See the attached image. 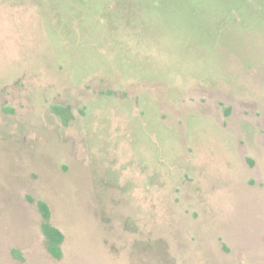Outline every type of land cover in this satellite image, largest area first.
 <instances>
[{
    "label": "rangeland",
    "instance_id": "1",
    "mask_svg": "<svg viewBox=\"0 0 264 264\" xmlns=\"http://www.w3.org/2000/svg\"><path fill=\"white\" fill-rule=\"evenodd\" d=\"M0 264H264V0H0Z\"/></svg>",
    "mask_w": 264,
    "mask_h": 264
},
{
    "label": "trees",
    "instance_id": "2",
    "mask_svg": "<svg viewBox=\"0 0 264 264\" xmlns=\"http://www.w3.org/2000/svg\"><path fill=\"white\" fill-rule=\"evenodd\" d=\"M32 201V198H28ZM36 207L41 217V232L44 237L45 248L48 253L55 259H59L62 256V243L64 240V235L54 225L50 223V209L42 200L36 201Z\"/></svg>",
    "mask_w": 264,
    "mask_h": 264
},
{
    "label": "flooded vegetation",
    "instance_id": "3",
    "mask_svg": "<svg viewBox=\"0 0 264 264\" xmlns=\"http://www.w3.org/2000/svg\"><path fill=\"white\" fill-rule=\"evenodd\" d=\"M249 164H253V161H251L250 159H248ZM46 203V202H45ZM48 205V204H47ZM49 207V206H48ZM51 216V215H50Z\"/></svg>",
    "mask_w": 264,
    "mask_h": 264
}]
</instances>
